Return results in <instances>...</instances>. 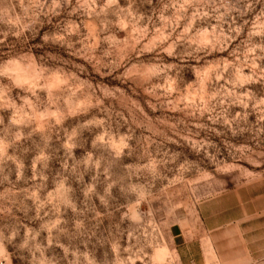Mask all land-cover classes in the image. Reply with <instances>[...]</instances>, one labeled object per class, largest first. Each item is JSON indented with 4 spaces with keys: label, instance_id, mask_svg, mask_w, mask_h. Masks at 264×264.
<instances>
[{
    "label": "rangeland",
    "instance_id": "374dc122",
    "mask_svg": "<svg viewBox=\"0 0 264 264\" xmlns=\"http://www.w3.org/2000/svg\"><path fill=\"white\" fill-rule=\"evenodd\" d=\"M174 226L264 264V0H0V264H182Z\"/></svg>",
    "mask_w": 264,
    "mask_h": 264
},
{
    "label": "crops",
    "instance_id": "0c3cea01",
    "mask_svg": "<svg viewBox=\"0 0 264 264\" xmlns=\"http://www.w3.org/2000/svg\"><path fill=\"white\" fill-rule=\"evenodd\" d=\"M210 219H207L209 221ZM214 229V228H213ZM211 229L210 233L215 232V230ZM210 230V229H209ZM260 229H256L259 231ZM239 231L242 237L245 238L246 232L243 228H239ZM254 232V230H253ZM171 236L174 242L175 247L177 248L178 255H176V259L180 257L182 264H205L204 253L200 252L201 247L195 246L193 241L188 240L187 234L182 229V227L174 226L171 231ZM203 261V263H202Z\"/></svg>",
    "mask_w": 264,
    "mask_h": 264
},
{
    "label": "bare ground",
    "instance_id": "6f19581e",
    "mask_svg": "<svg viewBox=\"0 0 264 264\" xmlns=\"http://www.w3.org/2000/svg\"><path fill=\"white\" fill-rule=\"evenodd\" d=\"M163 256H162V254L159 256V258L161 259ZM164 261V260H163Z\"/></svg>",
    "mask_w": 264,
    "mask_h": 264
}]
</instances>
